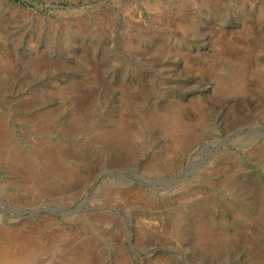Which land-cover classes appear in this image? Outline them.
<instances>
[{
	"label": "rangeland",
	"instance_id": "obj_1",
	"mask_svg": "<svg viewBox=\"0 0 264 264\" xmlns=\"http://www.w3.org/2000/svg\"><path fill=\"white\" fill-rule=\"evenodd\" d=\"M0 264H264V0H0Z\"/></svg>",
	"mask_w": 264,
	"mask_h": 264
}]
</instances>
